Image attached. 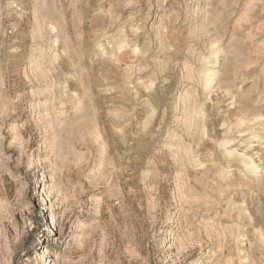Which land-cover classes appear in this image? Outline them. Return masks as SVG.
<instances>
[{
	"label": "clouds",
	"instance_id": "1",
	"mask_svg": "<svg viewBox=\"0 0 264 264\" xmlns=\"http://www.w3.org/2000/svg\"><path fill=\"white\" fill-rule=\"evenodd\" d=\"M0 264H264V0H0Z\"/></svg>",
	"mask_w": 264,
	"mask_h": 264
}]
</instances>
